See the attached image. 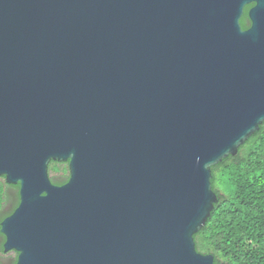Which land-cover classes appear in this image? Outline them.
Segmentation results:
<instances>
[{"label": "water", "instance_id": "95a60500", "mask_svg": "<svg viewBox=\"0 0 264 264\" xmlns=\"http://www.w3.org/2000/svg\"><path fill=\"white\" fill-rule=\"evenodd\" d=\"M263 122L264 0H0L16 264H214L211 167Z\"/></svg>", "mask_w": 264, "mask_h": 264}, {"label": "trees", "instance_id": "16d2710c", "mask_svg": "<svg viewBox=\"0 0 264 264\" xmlns=\"http://www.w3.org/2000/svg\"><path fill=\"white\" fill-rule=\"evenodd\" d=\"M247 21L243 16L242 28ZM48 171L54 185H63L69 179L67 162H51ZM211 174L217 201L205 226L193 236L196 251L211 255L214 264H264V122L235 156L211 167ZM6 185L1 178L2 212L6 202L12 203Z\"/></svg>", "mask_w": 264, "mask_h": 264}, {"label": "flooded vegetation", "instance_id": "af4514ba", "mask_svg": "<svg viewBox=\"0 0 264 264\" xmlns=\"http://www.w3.org/2000/svg\"><path fill=\"white\" fill-rule=\"evenodd\" d=\"M249 7L247 8V11L245 9H243V13L242 16L240 18V20L242 19L243 16L247 17L248 20V11L250 8H252L253 6H255V3H252L250 5H248ZM242 27V26H241ZM250 27V22L249 20L247 21V26L246 28H242L243 30H247ZM7 187L9 186V188H7L6 193L9 195L11 194V205H9L7 202L4 204L5 205V212L0 211V264H16L18 261V256L19 253L14 250V249H9L6 250L5 249V242H6V237L1 233V224L2 222L8 218L9 216L12 215V213L15 211V209L18 207L19 205V185H6ZM13 206V209L12 207Z\"/></svg>", "mask_w": 264, "mask_h": 264}, {"label": "rangeland", "instance_id": "374dc122", "mask_svg": "<svg viewBox=\"0 0 264 264\" xmlns=\"http://www.w3.org/2000/svg\"><path fill=\"white\" fill-rule=\"evenodd\" d=\"M48 175H49V178H51L52 177V174L48 171ZM1 179V178H0Z\"/></svg>", "mask_w": 264, "mask_h": 264}]
</instances>
